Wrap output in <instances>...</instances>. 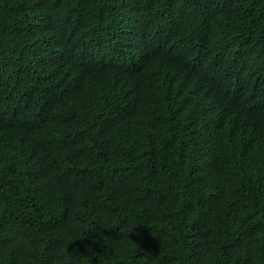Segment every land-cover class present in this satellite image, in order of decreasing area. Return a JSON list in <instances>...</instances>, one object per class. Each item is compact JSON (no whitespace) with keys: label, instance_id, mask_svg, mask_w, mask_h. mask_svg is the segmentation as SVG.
I'll return each instance as SVG.
<instances>
[{"label":"trees","instance_id":"1","mask_svg":"<svg viewBox=\"0 0 264 264\" xmlns=\"http://www.w3.org/2000/svg\"><path fill=\"white\" fill-rule=\"evenodd\" d=\"M0 264H264V0H0Z\"/></svg>","mask_w":264,"mask_h":264}]
</instances>
